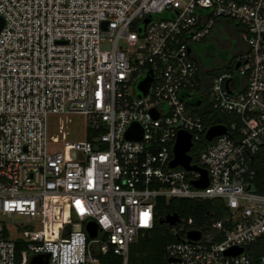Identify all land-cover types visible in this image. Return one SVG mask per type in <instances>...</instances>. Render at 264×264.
I'll return each mask as SVG.
<instances>
[{
  "label": "built area",
  "instance_id": "built-area-1",
  "mask_svg": "<svg viewBox=\"0 0 264 264\" xmlns=\"http://www.w3.org/2000/svg\"><path fill=\"white\" fill-rule=\"evenodd\" d=\"M0 16V264H103L110 254L129 264L159 199L222 200L228 211L206 231L180 217L167 264H264V0H0ZM225 21L243 28L246 51L210 79L194 47ZM209 98L216 114L238 118L212 141L215 125L190 103ZM58 114L84 116L86 138L61 142L59 131L51 141ZM135 123L142 140L127 138ZM182 131L206 188L192 184L199 172L171 167ZM55 196L70 210L57 236L48 233ZM15 216L42 229L11 237L5 218L17 228Z\"/></svg>",
  "mask_w": 264,
  "mask_h": 264
},
{
  "label": "trees",
  "instance_id": "trees-1",
  "mask_svg": "<svg viewBox=\"0 0 264 264\" xmlns=\"http://www.w3.org/2000/svg\"><path fill=\"white\" fill-rule=\"evenodd\" d=\"M237 57V56H236ZM203 71V75H207L210 79L219 75L217 70H204V64L198 63ZM234 67L228 70L234 71ZM237 82L243 81V78L237 77ZM211 81V80H210ZM207 81L206 86L211 87V82ZM195 104V105H194ZM197 106L195 112L203 117L208 125L223 124L230 127L231 123L238 120L237 117L231 115L216 114L210 104L197 105L198 100L194 102ZM257 169L259 185L264 186V148L257 157ZM158 217L156 226L153 230L147 232L145 236L140 237L138 242L131 248L129 264H167L166 247L172 242L178 241V238L172 234L169 226L162 225L161 220L170 214L177 213L180 217L196 221V226L209 230L214 221H219L227 216V209L222 200L215 201H191V200H171L169 203L165 199H159ZM24 248L23 243H18V251ZM103 264H123L120 257L110 254L103 257Z\"/></svg>",
  "mask_w": 264,
  "mask_h": 264
},
{
  "label": "rangeland",
  "instance_id": "rangeland-1",
  "mask_svg": "<svg viewBox=\"0 0 264 264\" xmlns=\"http://www.w3.org/2000/svg\"><path fill=\"white\" fill-rule=\"evenodd\" d=\"M242 30V27H237L236 24L229 21L218 23L212 34L198 46L194 47V53L198 56V58L195 56L198 63L202 62L205 68L212 71L217 70L219 73L227 71L231 66L233 67L234 64L231 63L232 58L246 51V46L242 43L241 39ZM106 49H110V46L105 45ZM206 104H209L210 107V98ZM49 130L51 141L54 140L55 134L57 135L59 131H63L61 138L59 137L58 139L61 142L67 138L70 141L85 139L88 133L86 119L79 114L51 115ZM57 147L58 145L53 143L50 149L54 150ZM62 213L61 211L49 221V233L50 231L53 233V225L60 222L59 215H62ZM14 220L21 223L18 224L17 228H14L9 218H5L7 228L12 229L10 233L11 237L16 235V231H37L42 229V224L28 223L29 219L25 216H15Z\"/></svg>",
  "mask_w": 264,
  "mask_h": 264
},
{
  "label": "water",
  "instance_id": "water-1",
  "mask_svg": "<svg viewBox=\"0 0 264 264\" xmlns=\"http://www.w3.org/2000/svg\"><path fill=\"white\" fill-rule=\"evenodd\" d=\"M148 22V21H147ZM5 26V20L2 16H0V32ZM241 63L239 62L236 65V69H239ZM152 79L147 78L143 81L140 86L139 90L146 95L149 91L150 83ZM227 133V127L224 125H215L210 127L207 133L208 141H212L215 137L224 135ZM143 130L139 126V124L135 123L131 126L129 131L127 132V138L134 139V140H142L143 139ZM193 148L192 136L186 132H180L177 144L174 149L175 158L171 162V167H183L188 171H196L201 174V179L198 181H193V185L197 188H206L209 185V178L208 172L206 169L200 168L197 165H193V157L189 154L191 149ZM180 221V216L177 213L170 214L166 216L164 219L161 220L162 225H168L170 227L175 226ZM87 231L91 238H95L98 234V227L94 222H90L87 226ZM201 232L199 231H191L188 233V238L191 240H198L201 237ZM243 249L232 251L233 254H240L242 253ZM40 257H34L31 264H39ZM42 259V258H41Z\"/></svg>",
  "mask_w": 264,
  "mask_h": 264
},
{
  "label": "bare ground",
  "instance_id": "bare-ground-1",
  "mask_svg": "<svg viewBox=\"0 0 264 264\" xmlns=\"http://www.w3.org/2000/svg\"><path fill=\"white\" fill-rule=\"evenodd\" d=\"M55 206V207H54ZM52 210H53V215L56 216L57 214H59L61 211L63 212L62 215H59V220L60 222L58 224H54V231H53V235L57 236L58 231L60 228H63L67 223H68V217L70 215V210L68 207H64L62 205H60V203H58V199L55 196L52 202ZM53 216V218H54ZM49 223H48V233H49Z\"/></svg>",
  "mask_w": 264,
  "mask_h": 264
},
{
  "label": "flooded vegetation",
  "instance_id": "flooded-vegetation-1",
  "mask_svg": "<svg viewBox=\"0 0 264 264\" xmlns=\"http://www.w3.org/2000/svg\"><path fill=\"white\" fill-rule=\"evenodd\" d=\"M234 58H235V57H233L232 60H234ZM195 101H196V99H195V100H191L190 103H191V104H194ZM203 101H205V100H203ZM194 105H195V104H194ZM204 105H205V103H204ZM195 107L197 108V106H195Z\"/></svg>",
  "mask_w": 264,
  "mask_h": 264
}]
</instances>
